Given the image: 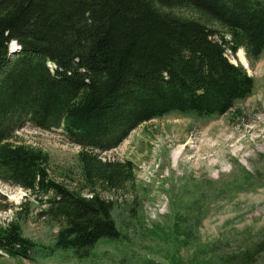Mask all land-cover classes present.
Masks as SVG:
<instances>
[{"label": "trees", "instance_id": "16d2710c", "mask_svg": "<svg viewBox=\"0 0 264 264\" xmlns=\"http://www.w3.org/2000/svg\"><path fill=\"white\" fill-rule=\"evenodd\" d=\"M175 9L195 10L224 33ZM13 40L22 49L11 54ZM228 49L263 54L264 0H0V180L53 194L46 214L65 222L55 249L83 261L123 235L113 202L96 188L123 189L133 165L99 153L143 122L172 112L221 116L251 95L254 78ZM28 124L61 128L82 148L90 196L50 179L47 153L13 142ZM13 206L0 192V213ZM34 251L17 218L0 226V260Z\"/></svg>", "mask_w": 264, "mask_h": 264}, {"label": "rangeland", "instance_id": "374dc122", "mask_svg": "<svg viewBox=\"0 0 264 264\" xmlns=\"http://www.w3.org/2000/svg\"><path fill=\"white\" fill-rule=\"evenodd\" d=\"M175 11L200 18L224 33L223 27L195 10ZM226 54L231 62L240 63L239 55L230 49ZM246 59L255 87L231 111L211 118L172 112L143 122L117 147L99 153L107 160L131 162L134 180L121 190L96 188L101 197L113 202L114 219L123 235L118 241H100L91 258L80 261L55 249L65 222L46 214L52 193L35 197L0 181L1 192L14 205L0 213V226L17 218L24 236L36 244L33 259L4 255L0 261L244 264L245 256L254 252L248 264H264V52L257 59ZM16 135L15 144L49 155L50 179L91 195L79 160L82 148L71 143L61 128L46 130L28 124ZM179 150L183 152L176 161L174 153Z\"/></svg>", "mask_w": 264, "mask_h": 264}, {"label": "bare ground", "instance_id": "6f19581e", "mask_svg": "<svg viewBox=\"0 0 264 264\" xmlns=\"http://www.w3.org/2000/svg\"><path fill=\"white\" fill-rule=\"evenodd\" d=\"M13 42H15L16 44L20 45L16 40H13L10 43V52H11V54L18 53V52L12 51L13 47H15L14 45H12ZM21 49H22V47H21ZM238 55H239V59L246 65V67H248L249 66L248 65V61H247L246 56L244 54V51L242 49L238 52ZM182 152H183L182 150H179V151L174 153L176 161H178L180 159V157H181L180 153H182Z\"/></svg>", "mask_w": 264, "mask_h": 264}]
</instances>
